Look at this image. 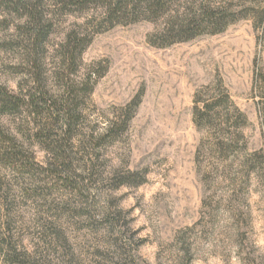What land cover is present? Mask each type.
I'll use <instances>...</instances> for the list:
<instances>
[{"label":"rangeland","instance_id":"1","mask_svg":"<svg viewBox=\"0 0 264 264\" xmlns=\"http://www.w3.org/2000/svg\"><path fill=\"white\" fill-rule=\"evenodd\" d=\"M197 1L228 25L171 42L167 18L0 0V86L42 90L0 111V264H264V0Z\"/></svg>","mask_w":264,"mask_h":264},{"label":"trees","instance_id":"2","mask_svg":"<svg viewBox=\"0 0 264 264\" xmlns=\"http://www.w3.org/2000/svg\"><path fill=\"white\" fill-rule=\"evenodd\" d=\"M72 2L77 5L89 2L102 3L104 12L101 24L114 23L120 19H137L140 17L149 20L167 18V24L161 33V39L171 42L188 40L202 33H217L225 29L229 23V10L225 6H213L203 1L198 3L197 0H188L189 4L185 7L184 12H180L178 7L173 11L172 5H175L179 0H72ZM67 41L66 46L68 48L66 47V50L68 51L71 43H73L76 51L78 49L76 47L81 40H77V37L68 34ZM62 63L65 66L70 65L66 55ZM82 89L85 90L86 88ZM66 90L68 95L64 98L65 104H61V106L62 109L66 108V106L68 107L63 119L64 125L71 129L79 116L77 112L79 94L74 90H71V92L68 86H66ZM41 91L39 86H37L28 95H16L13 93L11 95L4 87L0 86V111H12L14 113L22 104L29 101L27 105L33 107V109L35 108L36 112H40L39 110L41 109L37 105L40 103L41 98L38 95H41ZM32 113L34 112L32 111ZM202 115L204 116L205 113Z\"/></svg>","mask_w":264,"mask_h":264}]
</instances>
